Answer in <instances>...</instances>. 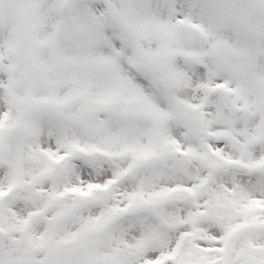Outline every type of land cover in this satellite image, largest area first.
Here are the masks:
<instances>
[{"label":"snow or ice","instance_id":"snow-or-ice-1","mask_svg":"<svg viewBox=\"0 0 264 264\" xmlns=\"http://www.w3.org/2000/svg\"><path fill=\"white\" fill-rule=\"evenodd\" d=\"M0 264H264V0H0Z\"/></svg>","mask_w":264,"mask_h":264}]
</instances>
